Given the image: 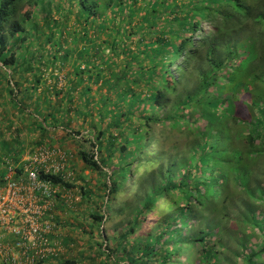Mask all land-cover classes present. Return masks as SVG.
Masks as SVG:
<instances>
[{"label": "trees", "instance_id": "obj_1", "mask_svg": "<svg viewBox=\"0 0 264 264\" xmlns=\"http://www.w3.org/2000/svg\"><path fill=\"white\" fill-rule=\"evenodd\" d=\"M56 2L0 0V98L19 124L0 117V140L29 135L28 150L5 148L18 163L51 129L81 140L73 116L92 124L91 153L74 149L96 179L78 189L88 202L97 184L103 209L74 218L79 240L51 239L59 260L40 264H81L67 256L78 246L108 264H264V183L250 167L264 158V118L249 103L254 85L264 90V0ZM68 155L55 158L67 171H37L62 196L79 181Z\"/></svg>", "mask_w": 264, "mask_h": 264}, {"label": "built area", "instance_id": "obj_2", "mask_svg": "<svg viewBox=\"0 0 264 264\" xmlns=\"http://www.w3.org/2000/svg\"><path fill=\"white\" fill-rule=\"evenodd\" d=\"M52 150L47 145L35 147L28 159L26 153L18 164L12 161L13 169L6 170L2 177L5 184L0 186V264H40L48 256L56 259L60 254L58 248H53L57 244L51 241L57 230L53 204L64 195L58 187L37 179L38 169L46 173L64 171L65 160L55 159L62 156ZM18 170L21 176H16Z\"/></svg>", "mask_w": 264, "mask_h": 264}, {"label": "rangeland", "instance_id": "obj_3", "mask_svg": "<svg viewBox=\"0 0 264 264\" xmlns=\"http://www.w3.org/2000/svg\"><path fill=\"white\" fill-rule=\"evenodd\" d=\"M52 1L54 3H57L56 0H52ZM263 56H264V53L260 57V59L263 58ZM67 70L68 69H64L63 71L59 72V74L57 75L58 78H60L59 87H62V85H63V81H61V78ZM259 84H257L258 91L254 85L253 86L254 91H251L250 96H249V94H248V96L250 98L249 103L251 104V107L253 108V110H255V112L259 111L257 113V116L259 118L263 119L264 118V90L259 91L261 89ZM0 95H4V94L2 93ZM5 96L6 95H4L3 97L6 98ZM6 99L4 100L3 98H0V117H3L4 119H9V120H10V118L12 119V124H10V125H11V131L14 132V130L16 129V126H18L19 124H17V122L13 121V119L15 120V114L16 113L13 114L12 108L10 107V104L6 102ZM96 121L97 120H94L93 124L96 125ZM13 123L15 125H13ZM91 125L83 124L80 118L78 119V118H75V116H73V118L70 120L68 130H70V131L72 130L74 133L78 132V131L82 132L80 135L82 138L81 140L76 141L72 138H69V136L65 137V135H63L61 133V130H60L61 127H60L58 129L49 130L50 133L45 136V139L43 142L45 145H48V144L51 145L52 144V145L56 146L54 148L59 151L56 156H64V155H68L69 153L72 154V156H73L72 163H71V165H68L74 173V174H72L71 178L75 179L76 176H78V180H79V181L76 180L77 188L73 189L71 191H68V192L66 191V193L64 194V198H62L63 201H67L66 198L68 197L71 204L68 203L66 209H64L63 208L64 205H62V208H59L53 212L54 220H55V223L57 226V230H56L57 239H58V237H60V238L61 237H65V238L69 237V238H73L74 240H77L78 236L76 234H78L77 233L78 231L76 229H74V227H75L74 226V224H75L74 218H76L78 216L80 219L83 217L87 218L86 216H88L90 213H94V212L98 213V211H102V209H103L101 207L102 200L98 196L101 194V191L97 190V187H98L97 184H96L97 186L96 185L94 186L95 183L90 182L89 184H91L93 186L85 187V189H89L90 191L93 192V195H91V197L88 196L89 197L88 202H86L85 199L81 198V193L78 189L80 187L79 184L82 183L81 182L82 178L85 177L89 180V179H92V177H93L96 179L95 173L84 169V167H83L81 161L79 160L78 156H76L77 150L74 149L76 143L81 142V143H79L80 147H82L83 150H85L86 152L91 153V148L88 145L90 140L93 139V136L90 134ZM230 135H231V141L235 142L234 143L235 146L236 147L239 146L240 149L243 150L244 149L242 147L243 144L241 142L237 143V141L234 139L232 132ZM20 138H21V140H18V138H16V136H13V133H10L9 135H6V134L2 135V138L0 140V143H1V145H0V162L2 161V164H0V172H1L2 176L5 174V171L8 170L9 168L11 170L13 169V165L11 162L15 158L14 155H10L9 153H8V155L5 154V150H6L5 148L6 147L8 148V150H6V151H9V150L11 151L12 149L19 150L21 147H17V145L13 141L14 139H17V141H20L22 143H26L27 149H25V150H28V148L30 146V141H28L30 138L29 135L23 134ZM83 138L88 139V141H85ZM177 141L180 143V146L182 147V149H184V150H182V153L180 154L179 157L180 158L186 157L188 145L191 143L190 140L188 139L187 135H184V136L177 138ZM30 153H31L30 151L27 152L25 159H28V155ZM262 155H264V154H262ZM22 157H24V154L20 157L19 160H21ZM261 158L262 157H259L257 159H253L250 161V167H251V169H254L253 172L255 175V179H253V182L258 181L260 183V181H261V183H264V158H262V159ZM69 159H70V157H69ZM14 164H18V163H15V161H14ZM4 166L7 167L5 170H4ZM64 171H67V166L65 167ZM250 186H260V185L253 183ZM94 192H97L98 195ZM136 197H138V196H135L134 198H136ZM132 198L133 197L130 196V199L128 200V202H130ZM134 198L132 200H134ZM124 199H125L124 195L118 196L117 201H116V205L114 208H118V206L120 205V203L122 201H124ZM151 218L155 219L154 214L151 215ZM151 222H150V224H151ZM81 224H82V222H80V225ZM83 225L84 226L88 225L87 228L89 229L90 223L86 222V223L82 224V226ZM106 227H107V229H106L107 234L109 235L111 232V227L109 225ZM148 227L151 228L152 225H149ZM144 231L145 232L139 233L136 236L142 237L146 233V230H144ZM104 237H105V235H104ZM78 240H79V238H78ZM91 240H93L90 242L91 245L95 244L97 242H100L99 238H98V234H97V229L93 230V238ZM97 251H98L97 249L88 250L85 247L78 246V247H76V249H73V251L67 256L69 259H72L73 257H75V258L77 257L78 259H80L82 257L83 260H80L81 264L83 262H85V263L89 262L90 259L93 260L92 264H108L107 262L105 263V259L103 256H101V257L97 256V254H96ZM67 254H68V252H67ZM56 259L59 260V255ZM50 260H51V262L55 261L54 258H51ZM58 262H57V264H58Z\"/></svg>", "mask_w": 264, "mask_h": 264}]
</instances>
